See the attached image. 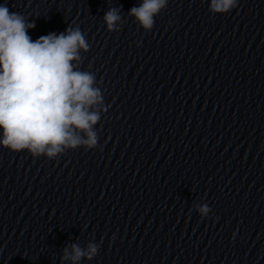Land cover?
Listing matches in <instances>:
<instances>
[{
	"label": "clouds",
	"instance_id": "clouds-1",
	"mask_svg": "<svg viewBox=\"0 0 264 264\" xmlns=\"http://www.w3.org/2000/svg\"><path fill=\"white\" fill-rule=\"evenodd\" d=\"M167 4L168 0H142L129 15L149 31ZM237 6L238 0H210L209 11L226 14ZM120 21L117 8H110L104 15L109 32H119ZM35 26L0 4V146L50 160L67 149H96L98 137L93 126L105 110L99 107L103 104L102 92L94 86L95 75L78 67L80 51L88 52L89 43L79 26L33 41L28 31ZM199 211L206 216L209 208L202 206ZM98 248L90 243L83 250L73 244L71 252L64 249L63 260L73 264L82 257L91 260Z\"/></svg>",
	"mask_w": 264,
	"mask_h": 264
}]
</instances>
